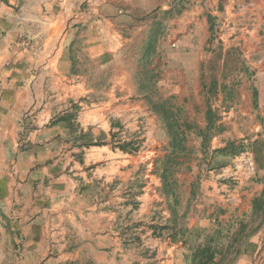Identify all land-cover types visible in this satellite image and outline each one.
<instances>
[{"label": "crops", "instance_id": "crops-1", "mask_svg": "<svg viewBox=\"0 0 264 264\" xmlns=\"http://www.w3.org/2000/svg\"><path fill=\"white\" fill-rule=\"evenodd\" d=\"M263 198L264 0H0V264H264Z\"/></svg>", "mask_w": 264, "mask_h": 264}, {"label": "rangeland", "instance_id": "rangeland-1", "mask_svg": "<svg viewBox=\"0 0 264 264\" xmlns=\"http://www.w3.org/2000/svg\"><path fill=\"white\" fill-rule=\"evenodd\" d=\"M215 35L219 38V36L221 35L220 30L216 31L215 32ZM166 106L168 108V111H170V112L177 111V109L175 108V106L170 105V103H166ZM235 151H236L235 153H239L241 150H240V148H238ZM230 166H232L233 168L234 167H237V168L238 167L246 168L247 171L250 172V165H249V163L246 164L245 163V160L236 161V158L233 157L232 160H230ZM260 206L262 208H264V198L260 200ZM259 217H260L261 226L263 225L262 228L264 229V214L261 215V216H259ZM257 223H258V220H256V224ZM237 227H238V225L233 228L234 231H232V229H230V232H229L230 235L227 234V233H224V236H225V238L227 240H229L228 238H230L231 234H234L233 236H231V241L230 242H233L235 244H237L236 242L239 243V242H242L243 241L242 243H244L245 240L248 241L249 240V237L251 236V234H253L257 230V227H253L251 225L244 226V227H240L239 226L240 228L238 229V231H237ZM217 238L219 240H214V241L213 240L207 241V239H204V240H205V243H206V241L213 243L212 248H213L214 252L212 250L211 251L213 253H215V256L216 255L218 256V259H220L222 256H226V254H225L224 251L222 252V247H220L221 245H218L219 242L221 244V241H220L221 240V237L219 236ZM198 247L200 249L199 248L196 249L195 258L198 259V262L200 264L201 262H204V260L206 259L205 258V254L203 253L204 252V249L206 247H202V248L200 246H198ZM239 247L241 248V246H239ZM221 252H222V254H221ZM228 252H230L228 254V256H230L229 257V260H233V259L235 260L236 259L235 257L237 256V249H235V251H232L231 248H230V249L227 250L226 253H228ZM228 264H235V262H230Z\"/></svg>", "mask_w": 264, "mask_h": 264}, {"label": "trees", "instance_id": "trees-1", "mask_svg": "<svg viewBox=\"0 0 264 264\" xmlns=\"http://www.w3.org/2000/svg\"><path fill=\"white\" fill-rule=\"evenodd\" d=\"M161 110L164 111L166 114H168L170 112V111H168L166 104L161 106ZM203 253L205 254L206 259L204 260V262H201L200 264H210L214 258V253L208 247H206L204 249Z\"/></svg>", "mask_w": 264, "mask_h": 264}]
</instances>
